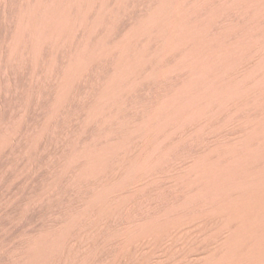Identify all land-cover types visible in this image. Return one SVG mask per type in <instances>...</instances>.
<instances>
[{"label":"bare ground","instance_id":"bare-ground-1","mask_svg":"<svg viewBox=\"0 0 264 264\" xmlns=\"http://www.w3.org/2000/svg\"><path fill=\"white\" fill-rule=\"evenodd\" d=\"M22 1L14 49L27 39L34 55L80 33L67 76L103 53L108 0ZM115 45L102 110L140 80L174 74L176 83L136 126L92 151L98 171L113 145H129L98 187L110 208L120 214L127 192L161 176L155 169L177 144L204 134L208 141L170 170L182 188L179 203L135 226L122 255L129 247L141 259L156 254L149 264H264V0H155ZM106 210L97 206L100 216Z\"/></svg>","mask_w":264,"mask_h":264},{"label":"rangeland","instance_id":"rangeland-1","mask_svg":"<svg viewBox=\"0 0 264 264\" xmlns=\"http://www.w3.org/2000/svg\"><path fill=\"white\" fill-rule=\"evenodd\" d=\"M153 1L108 0L100 23L107 30L103 53L67 76L66 63L81 41L80 33L62 47L45 45L49 47L34 55L28 54L27 39L21 38L14 49L24 2L0 0V264L160 260L156 254L141 259L142 252L129 247L122 255V242L135 226L157 220L167 207L179 203L182 188L172 182L176 176L170 170L206 146L207 135L171 149L155 169L162 175L127 192L118 204L120 214L110 208L98 187L107 172L119 168L120 153H127L129 145H113L112 158L98 171L90 168L92 151L101 141L118 138L122 129L136 126L176 83L174 74L152 84L143 79L119 93L112 109L102 110L99 101L116 69V39ZM89 34L99 35L97 29ZM108 114L111 119L105 118ZM98 205L107 213L98 215Z\"/></svg>","mask_w":264,"mask_h":264}]
</instances>
